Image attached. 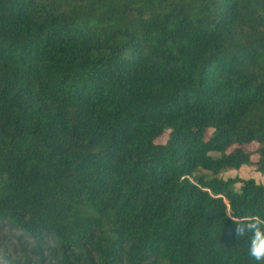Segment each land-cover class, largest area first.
I'll list each match as a JSON object with an SVG mask.
<instances>
[{
	"label": "trees",
	"instance_id": "obj_1",
	"mask_svg": "<svg viewBox=\"0 0 264 264\" xmlns=\"http://www.w3.org/2000/svg\"><path fill=\"white\" fill-rule=\"evenodd\" d=\"M251 164L264 0H0V264H256Z\"/></svg>",
	"mask_w": 264,
	"mask_h": 264
},
{
	"label": "clouds",
	"instance_id": "obj_2",
	"mask_svg": "<svg viewBox=\"0 0 264 264\" xmlns=\"http://www.w3.org/2000/svg\"><path fill=\"white\" fill-rule=\"evenodd\" d=\"M236 237L247 238L248 254L256 264H264V216L251 215L237 223Z\"/></svg>",
	"mask_w": 264,
	"mask_h": 264
},
{
	"label": "rangeland",
	"instance_id": "obj_3",
	"mask_svg": "<svg viewBox=\"0 0 264 264\" xmlns=\"http://www.w3.org/2000/svg\"><path fill=\"white\" fill-rule=\"evenodd\" d=\"M167 138H168V134L167 132H164L155 139V142L165 143ZM237 146H238L237 144L231 145L230 147H228V151ZM257 147H258V144L255 142L243 145V150L251 154V159L253 161H256L258 159V155L255 152ZM235 175L240 176V177H245V178L253 177L254 179H256V181L264 184V174H262L261 172H258L256 170V165L254 164L243 165L238 170L231 169L221 174L222 177H230V176H235ZM1 234L2 232H0V235ZM12 243L16 244L15 238H12Z\"/></svg>",
	"mask_w": 264,
	"mask_h": 264
}]
</instances>
